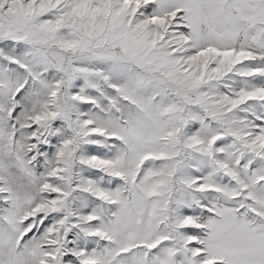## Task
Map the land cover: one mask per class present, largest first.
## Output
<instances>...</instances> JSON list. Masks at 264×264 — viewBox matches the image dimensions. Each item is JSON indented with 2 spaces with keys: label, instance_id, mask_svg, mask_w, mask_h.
<instances>
[{
  "label": "snow or ice",
  "instance_id": "obj_1",
  "mask_svg": "<svg viewBox=\"0 0 264 264\" xmlns=\"http://www.w3.org/2000/svg\"><path fill=\"white\" fill-rule=\"evenodd\" d=\"M0 264H264V0H0Z\"/></svg>",
  "mask_w": 264,
  "mask_h": 264
}]
</instances>
